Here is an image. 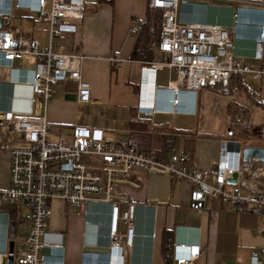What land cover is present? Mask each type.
<instances>
[{
	"label": "built area",
	"instance_id": "2783aa9c",
	"mask_svg": "<svg viewBox=\"0 0 264 264\" xmlns=\"http://www.w3.org/2000/svg\"><path fill=\"white\" fill-rule=\"evenodd\" d=\"M217 1L237 2L149 0L150 8L163 11L162 32L156 47L157 59L143 64L142 72L146 75L164 69L174 72L176 80L169 89L194 100V109L190 112L185 110L186 114L198 115L202 91L226 88L233 75H249L258 82L264 79L263 68L246 65L235 54V32L239 26L237 15L230 27L212 24L205 19L195 22L180 18L182 7L201 8L208 12L211 3ZM6 2L5 6L0 3V79L6 76L2 72L8 70L11 86H22L29 81L30 95L28 110H16L15 107L0 110V121L15 136V145H3V150L10 154L11 165L9 188L0 190V222L7 229L3 248H0V264H7L11 242L15 243L13 264H58V255L64 262L65 243L45 241L55 200L83 213L90 204L110 205L109 254L117 252L120 264H133L128 257L136 243L135 223L139 205L126 203L118 186L129 184L135 175L161 173L189 183L195 188L192 208L197 211L203 210L209 199H218L230 204L238 213L260 212L264 215V162L258 157L244 159L245 149H264L251 145L264 143V121L260 127L254 126L252 120L248 122V125H253L249 138L237 137V131L233 129L235 124L231 123L225 137L220 140L217 169L209 174L192 169L188 154L174 155L163 162L158 160L155 152L142 151L136 140L113 144L98 138L92 129L77 131L71 142L63 138L53 141V127L47 111L57 86L73 83L79 103L88 104L92 100V86L82 75L84 63L89 59L85 48L79 46L72 54L59 53L56 48V39L60 36L80 32L79 26L72 22L85 18L87 2ZM14 10L36 14L38 20L47 25V49L41 48L39 42L25 36L20 29L11 27ZM261 12L260 33L255 39L251 57L255 62L264 60V10ZM144 25L142 19L133 20L130 33L138 35ZM111 61L116 66L123 62L119 58ZM17 75H25L28 79H18ZM16 100L21 101L20 98ZM180 104L175 100L174 108ZM262 111L264 113V109ZM234 175L238 177L237 184L231 185L228 181ZM5 206L25 208L28 231L24 238L19 236V221L11 220V214L4 211ZM121 224L126 225L125 233L120 232ZM256 234L264 237V223ZM201 254L199 244L177 245L166 256V264H195ZM251 264H264V245L252 256Z\"/></svg>",
	"mask_w": 264,
	"mask_h": 264
},
{
	"label": "crops",
	"instance_id": "0c3cea01",
	"mask_svg": "<svg viewBox=\"0 0 264 264\" xmlns=\"http://www.w3.org/2000/svg\"><path fill=\"white\" fill-rule=\"evenodd\" d=\"M6 1H1L3 6ZM236 1L213 2L208 12L201 8L182 7L179 15L183 21L197 22L205 19L209 23L226 27H230L234 23V17L238 15L239 20H242L235 32V54L244 64L264 69V60L255 62L251 59L255 39L260 33L264 0ZM86 2L85 18L72 22L79 26L80 32L60 36L56 48L62 54H72L79 46L85 48L89 59L84 63L82 75L92 86V100L88 104L68 100V95L76 94L75 84L67 82L58 85L47 111L48 120L53 127L51 139L57 141L63 138L71 142L77 131L92 129L98 138L113 144L136 140L146 153L162 152L169 146V159L185 153L190 156L189 165L192 169L206 174L215 171L221 138L216 140V144L210 137L194 135L193 139L184 136V145L177 143L175 147L173 136V124L178 119H200L204 108L203 94H200L198 115L169 114L174 106L165 90L171 88L176 74L164 69L156 74L146 75L142 72V67L149 61L131 59L138 44L147 42L142 29L138 35H132L130 30L133 20L147 19L149 0ZM25 17L27 16L22 13L21 18ZM25 36L39 42L41 48H48L49 33L44 46L33 35ZM158 43L151 46V52L157 57ZM113 58L121 59L122 64L116 66L111 61ZM9 73L8 70L2 72L6 76L0 81V110L12 107L16 110H28L29 81L22 86H11ZM16 78L28 79L25 75H17ZM243 81L247 91L253 96L251 102L260 101L264 104V79L260 82L263 87L259 90L247 87L248 83L255 81L249 75H244ZM19 98L21 101L16 100ZM141 104L151 113L150 116L139 112ZM180 106L179 110L192 111L195 107L193 98L185 97ZM250 120L253 121L252 117ZM132 123H137L135 129L132 128ZM4 144L15 145V136L6 124H0V190L8 189L10 185L11 160L10 154L3 150ZM138 177L141 179L138 180ZM129 182L119 185L118 191L126 203L139 205L135 223L136 243L128 257L133 264H156L157 256H161L166 264V256L162 251L166 230L173 231L174 246H201L202 254L195 264H251L252 256L264 245V237L256 234L264 223V215L260 212L238 213L230 204L218 199H209L206 207L197 211L192 208L195 188L166 174L135 175ZM52 210L53 216L45 241L53 244L64 241V262L58 255V264H93L96 259L101 258L106 261L104 264H120L117 252L100 257L86 253L87 250H108L110 205L90 204L86 213H83L72 210L63 201L55 200ZM4 211L11 214V220L19 221V236L24 238L28 231L25 208L5 206ZM125 231L126 225L121 224L120 232ZM6 232L5 224L0 222V248H3Z\"/></svg>",
	"mask_w": 264,
	"mask_h": 264
},
{
	"label": "rangeland",
	"instance_id": "374dc122",
	"mask_svg": "<svg viewBox=\"0 0 264 264\" xmlns=\"http://www.w3.org/2000/svg\"><path fill=\"white\" fill-rule=\"evenodd\" d=\"M22 13H24V16L30 18H21ZM10 24L11 27L22 30L25 35H33L36 40L42 43L43 46L46 44L48 28H46V24L38 20V16L36 14L29 13L28 11L24 12L20 10H14V18L11 19ZM34 27H36L35 31ZM261 86L263 87L260 82L251 81L250 83H248L247 87L259 90ZM202 94L204 108L200 119H178L173 124L175 133L173 134V136L174 140L176 141L175 147L177 143L184 145V136H189L193 139L195 138L194 135L202 137L204 136L207 138L210 137L211 140L214 141V143H216V140H218L219 138L223 139L230 124L232 123V118L227 116L226 114V107L231 103H237L242 106H247L251 111V117L253 119L254 126L260 127L263 124L264 113L262 111V108L258 106L257 108L254 104H252L247 91L245 90H235L232 94H225L216 89H206L202 91ZM171 121L174 122L173 120ZM251 145L256 147H264V143H252ZM156 264H165V261L161 256H157Z\"/></svg>",
	"mask_w": 264,
	"mask_h": 264
},
{
	"label": "trees",
	"instance_id": "16d2710c",
	"mask_svg": "<svg viewBox=\"0 0 264 264\" xmlns=\"http://www.w3.org/2000/svg\"><path fill=\"white\" fill-rule=\"evenodd\" d=\"M162 16L163 11L159 9H152L149 7L147 19L142 31L147 37V42H140L133 52L131 59L142 62H153L157 59V55L151 52V46L154 43H158L162 29ZM244 75H234L230 80V84L226 88H215L225 94H232L235 90H245L246 86L243 81ZM250 101H252V95L247 91ZM255 106L264 108V104L260 101L252 102ZM227 116L231 117L232 123L235 125L233 129L237 131V137L249 138L252 135L253 125H248V121L251 117V111L247 106H242L237 103L228 104L226 107ZM245 124V125H244ZM137 123H132V128L135 129ZM158 160L168 161L171 155V148L168 146L162 152H155ZM13 215V214H12ZM14 217V216H12ZM174 233L173 231L166 230L163 236L162 251L164 256H167L174 250Z\"/></svg>",
	"mask_w": 264,
	"mask_h": 264
},
{
	"label": "water",
	"instance_id": "95a60500",
	"mask_svg": "<svg viewBox=\"0 0 264 264\" xmlns=\"http://www.w3.org/2000/svg\"><path fill=\"white\" fill-rule=\"evenodd\" d=\"M238 17V15H237ZM240 19L239 21H241ZM2 28V20H0V29ZM68 100L76 101L77 100V95H68L67 98ZM0 124L2 122L0 121ZM258 157L260 158L261 161L264 162V149L261 148H247L244 150V159L247 160L249 157ZM237 175H234L232 180H229L228 183L231 185H236L237 184ZM14 247L15 243L11 242L9 246V258L7 259V264H13V254H14ZM87 254L93 255V256H106L109 255L108 250H87ZM106 261L101 258V259H96L95 263L93 264H104Z\"/></svg>",
	"mask_w": 264,
	"mask_h": 264
},
{
	"label": "clouds",
	"instance_id": "9594fccd",
	"mask_svg": "<svg viewBox=\"0 0 264 264\" xmlns=\"http://www.w3.org/2000/svg\"><path fill=\"white\" fill-rule=\"evenodd\" d=\"M143 88H144V86H143ZM141 89H142V87H141ZM165 92H166V94H168L169 101H170V103L172 105L174 104L175 100L180 101L181 102L180 105H182L183 102H184L185 97H187L183 93L175 94L174 89H168V90H165ZM180 105L176 106V110H175V108H174V110H170L169 114H174V115H176V114H186L184 110H179V108L181 107ZM139 112L142 113L145 116H150V114H151L149 111H147L145 108H143L142 104H141V106L139 108Z\"/></svg>",
	"mask_w": 264,
	"mask_h": 264
},
{
	"label": "bare ground",
	"instance_id": "6f19581e",
	"mask_svg": "<svg viewBox=\"0 0 264 264\" xmlns=\"http://www.w3.org/2000/svg\"><path fill=\"white\" fill-rule=\"evenodd\" d=\"M0 3H2L1 0H0ZM142 106H143V104H142ZM143 108H144V106H143Z\"/></svg>",
	"mask_w": 264,
	"mask_h": 264
}]
</instances>
